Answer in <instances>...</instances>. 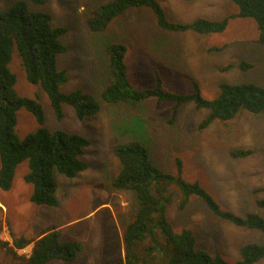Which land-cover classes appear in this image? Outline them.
Wrapping results in <instances>:
<instances>
[{"label":"rangeland","instance_id":"obj_1","mask_svg":"<svg viewBox=\"0 0 264 264\" xmlns=\"http://www.w3.org/2000/svg\"><path fill=\"white\" fill-rule=\"evenodd\" d=\"M16 0H1V8ZM108 0H46L31 6L52 14V24L63 26L67 50L58 55V65L68 73L61 89H81L100 102L101 110L89 119H79L75 109L63 104L64 117L57 118L47 93L31 83L15 44L11 70L16 74L18 94L38 98L45 110V126L50 130L75 132L88 137L90 145L82 158L88 168L75 177L55 171L58 205L36 204L31 200L33 185L26 181L27 161L17 166L13 185L0 189V264H20L31 254L42 233L53 227L63 240H77L83 249L73 261L52 260L46 264H116L124 255L123 235L136 211V194L117 189L113 181L122 166L115 153L117 144L143 141L153 161L164 171L198 182L225 209L245 217L257 212L264 217V111H241L231 120L200 124L211 113L194 101L180 105L172 119L174 101L151 97L137 104L108 103L104 88L112 80L108 45L127 47L125 62L132 86L144 89L157 84L176 93L194 91L197 81L207 99L218 96L222 83L264 85V45L258 41L259 27L254 18L230 19L223 32L198 33L162 28L154 10L136 6L115 17L102 31L90 29L88 19L94 9ZM169 20L191 23L198 18L220 20L238 13L233 0H158ZM30 3V1H29ZM252 66L243 69L240 63ZM229 64L232 67L227 68ZM17 134L23 138L39 128L26 108L17 111ZM235 149H252L244 157L232 155ZM178 159L182 167L178 168ZM173 198L167 204V217L175 230L192 228L197 247L226 260L241 258V246L264 243V232L239 226L216 215L199 196L192 195L180 209L179 188L172 184ZM31 242L14 254L13 237ZM255 264H264V259Z\"/></svg>","mask_w":264,"mask_h":264},{"label":"trees","instance_id":"obj_2","mask_svg":"<svg viewBox=\"0 0 264 264\" xmlns=\"http://www.w3.org/2000/svg\"><path fill=\"white\" fill-rule=\"evenodd\" d=\"M30 1V3H29ZM46 0H16L5 9L0 0V189H11L17 166L27 161V182L33 185L31 200L36 204L58 205V188L55 171L75 177L88 168L82 158L91 141L88 137L64 130H50L45 126V110L38 98L22 96L14 86L16 74L10 68L12 47L16 45L27 79L39 84L50 98L57 118L64 117L63 104L71 105L79 119H89L100 112L101 104L91 93L77 89L65 92L62 84L68 81V73L58 65V55L67 50L62 40L66 28L52 24V14L35 10L32 4L42 5ZM239 6L238 13L220 20L198 18L191 23L168 19L158 0H108L94 9L88 19L93 31L105 30L112 20L125 10L136 6H148L157 15L162 28L175 31L194 30L198 33L223 32L230 19L254 18L259 27L258 41L264 45V0H233ZM111 82L104 88L102 97L108 103L137 104L151 97L174 101L172 119L180 105L194 101L199 108H209L210 115L201 124L207 127L218 119L228 121L241 111H264V85L255 83H222L218 96L207 99L197 81L191 93L170 92L157 76L152 88L139 89L131 85L125 62L127 47L118 42L108 46ZM243 69L250 63L242 62ZM232 67L229 64L227 68ZM26 108L36 118L39 128L21 138L16 132L17 111ZM115 153L121 160V168L113 185L117 189L131 190L136 194V211L125 228L124 255L116 264H255L264 259V243L251 242L240 248L241 258L235 262L226 260L220 253L211 255L197 247V237L192 228L175 230L167 217V204L172 201L169 188H179L178 205L184 209L192 195L203 198L207 206L219 217L231 220L239 226L260 229L264 232V217L250 212L245 217L223 209L213 196L198 182L187 181L161 169L152 159L149 147L140 140L117 144ZM252 149H235L233 156L244 157ZM178 168L182 163L178 159ZM264 207V199L258 200ZM30 240L24 236L13 237L14 254L25 248ZM83 249L77 240H63L56 227L42 233L35 242L31 254L20 264H46L55 259L73 261Z\"/></svg>","mask_w":264,"mask_h":264}]
</instances>
